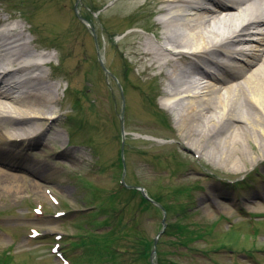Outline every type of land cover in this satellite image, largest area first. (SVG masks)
Returning a JSON list of instances; mask_svg holds the SVG:
<instances>
[{
    "label": "rangeland",
    "instance_id": "rangeland-1",
    "mask_svg": "<svg viewBox=\"0 0 264 264\" xmlns=\"http://www.w3.org/2000/svg\"><path fill=\"white\" fill-rule=\"evenodd\" d=\"M147 11L144 7L125 13L122 0H0V17L21 24L35 50L51 56L42 73L47 84H54L50 111L56 119L50 126L60 135L56 143L47 142L48 151L42 152L41 146L30 149L50 163L44 179L17 170L19 183L0 185V252L12 246V264H60L50 252L52 234L62 236L64 248L65 241L76 240L87 230L107 231L98 222H92L91 229L77 226L89 202L88 187L96 191L95 201L102 202L113 219L123 218L113 224L116 235L122 225L123 230L142 233L147 242L155 237L161 212L147 210L138 225L133 212H120L126 204H115L112 197L123 171L119 159L122 98L123 178L160 197L171 212L166 218L171 228L156 246L158 257L169 264H264V199L256 198L264 196V156L255 162L242 159V169L235 171L213 160L207 151L200 156L176 144L179 131L175 114L163 105V80L155 75L157 71H144L131 55L136 37L153 42L151 25L157 17ZM98 59L118 82L103 73ZM245 150L259 155L253 143L247 142ZM62 151L73 159L60 156ZM44 188L58 197L59 207L47 201ZM43 201L42 215L30 213ZM56 210L64 215L52 217ZM183 226L189 231L182 232ZM34 227L44 237L31 238L29 229ZM133 240L139 241L137 236ZM118 245L124 248L123 240ZM81 252L82 247H75L66 254L72 258ZM134 252L127 248L117 259L131 264L138 259Z\"/></svg>",
    "mask_w": 264,
    "mask_h": 264
},
{
    "label": "bare ground",
    "instance_id": "bare-ground-1",
    "mask_svg": "<svg viewBox=\"0 0 264 264\" xmlns=\"http://www.w3.org/2000/svg\"><path fill=\"white\" fill-rule=\"evenodd\" d=\"M250 3L122 0L125 13L148 7L157 17L151 25L153 42L136 37L131 55L144 71H157L163 80V105L175 114L179 131L176 144L200 156L207 151L235 171L242 169V159L264 156V20H258ZM9 19L0 17V22ZM7 25L0 28V69H6L3 80L12 87H0V143L10 151L0 153V185L19 183L17 170L44 179L50 163L30 149L41 146L45 152L47 142L60 140L50 126L56 119L50 111L54 84H47L42 73L51 56L35 50L21 24ZM247 142L256 146L258 156L246 152ZM59 155L73 159L64 151ZM26 156L33 161H24Z\"/></svg>",
    "mask_w": 264,
    "mask_h": 264
},
{
    "label": "trees",
    "instance_id": "trees-1",
    "mask_svg": "<svg viewBox=\"0 0 264 264\" xmlns=\"http://www.w3.org/2000/svg\"><path fill=\"white\" fill-rule=\"evenodd\" d=\"M112 197H114L113 201L115 202V204L117 202H121V203H125L127 204V206H125V209H128L130 211V213L133 212V222H136L138 225L140 224V221L138 220V218H140V216L143 215V213L147 212V210L149 209H155L158 210L157 207L153 206L151 204V202L145 200L139 191L135 190V189H126V188H122L120 187L119 189H117L113 194ZM163 198V197H162ZM136 199H138V201H136ZM152 199H154L157 203H160L163 207H166L165 203L161 201L160 197H152ZM110 208H112L111 206H109ZM113 209V208H112ZM100 214H107L106 218L102 221L103 226H107L108 224H110L112 222V215L110 213H107V209L105 207H101L99 209H97V212H95V215L93 216V218L89 219V224H91V226H93L92 222H96L95 216H98ZM132 222V223H133ZM100 223V222H98ZM175 225V224H174ZM168 226V225H167ZM171 226L168 227V229H170ZM133 231L129 232V230H125L123 231L122 229L120 230V233L118 232V234L116 235L115 231L111 228H109V232L107 231L106 233L104 232L102 235L100 234H95L92 233L90 234V239L86 240L85 243L88 244L89 246V253L93 254V252L97 255L100 256L102 254V251L105 252H109L110 255L112 256V258L115 260L117 257V253L115 252L114 249H109L111 248V246H113V244L115 242H118L120 240L123 239L124 241V247L126 246V242L130 244V246H133L135 249V253L138 254L139 257L145 258L147 257V251L149 250V248L151 247V239H149V243L147 242V239H145V237H143L142 233H138L137 230L134 228L132 229ZM181 231H189L188 227L183 226L181 228ZM140 235V236H138ZM135 236L138 237L139 241H135L133 240V238H135ZM99 242L101 244V249L100 248H96V243ZM146 245V246H145ZM123 248H121V252ZM160 259V258H159ZM1 264L5 263L4 260L0 261ZM163 261L160 259L159 260V264H162ZM164 264H166V261L164 260Z\"/></svg>",
    "mask_w": 264,
    "mask_h": 264
},
{
    "label": "water",
    "instance_id": "water-1",
    "mask_svg": "<svg viewBox=\"0 0 264 264\" xmlns=\"http://www.w3.org/2000/svg\"><path fill=\"white\" fill-rule=\"evenodd\" d=\"M100 61V60H99ZM101 65H102V62L100 61ZM104 69V68H103ZM105 70V69H104ZM121 135H122V144H123V139H124V133H123V128H122V119H121ZM121 153H122V146H121ZM156 242V240H155ZM154 242V244H155ZM154 256H155V252L152 251L151 253V256H150V264H154Z\"/></svg>",
    "mask_w": 264,
    "mask_h": 264
}]
</instances>
